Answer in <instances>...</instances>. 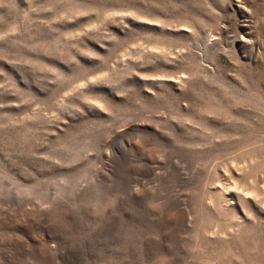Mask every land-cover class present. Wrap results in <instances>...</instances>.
I'll list each match as a JSON object with an SVG mask.
<instances>
[{"label":"rangeland","instance_id":"obj_1","mask_svg":"<svg viewBox=\"0 0 264 264\" xmlns=\"http://www.w3.org/2000/svg\"><path fill=\"white\" fill-rule=\"evenodd\" d=\"M0 264H264V0H0Z\"/></svg>","mask_w":264,"mask_h":264}]
</instances>
